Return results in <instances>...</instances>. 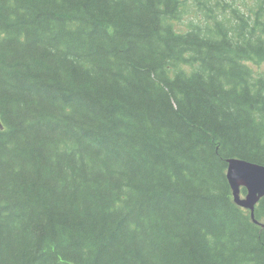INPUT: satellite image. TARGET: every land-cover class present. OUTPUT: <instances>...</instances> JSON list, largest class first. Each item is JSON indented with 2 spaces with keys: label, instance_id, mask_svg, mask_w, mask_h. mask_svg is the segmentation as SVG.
<instances>
[{
  "label": "trees",
  "instance_id": "obj_1",
  "mask_svg": "<svg viewBox=\"0 0 264 264\" xmlns=\"http://www.w3.org/2000/svg\"><path fill=\"white\" fill-rule=\"evenodd\" d=\"M0 125V264H264V0H0Z\"/></svg>",
  "mask_w": 264,
  "mask_h": 264
},
{
  "label": "water",
  "instance_id": "obj_2",
  "mask_svg": "<svg viewBox=\"0 0 264 264\" xmlns=\"http://www.w3.org/2000/svg\"><path fill=\"white\" fill-rule=\"evenodd\" d=\"M226 162V177L234 201L248 209L253 217L255 205L264 195V165L238 157H228ZM241 187L246 190L243 196Z\"/></svg>",
  "mask_w": 264,
  "mask_h": 264
},
{
  "label": "rangeland",
  "instance_id": "obj_3",
  "mask_svg": "<svg viewBox=\"0 0 264 264\" xmlns=\"http://www.w3.org/2000/svg\"><path fill=\"white\" fill-rule=\"evenodd\" d=\"M194 17V11H189L188 14L183 13V15H181V24H185L186 22L190 21L191 18ZM244 195V193H242V196Z\"/></svg>",
  "mask_w": 264,
  "mask_h": 264
},
{
  "label": "bare ground",
  "instance_id": "obj_4",
  "mask_svg": "<svg viewBox=\"0 0 264 264\" xmlns=\"http://www.w3.org/2000/svg\"><path fill=\"white\" fill-rule=\"evenodd\" d=\"M244 188V187H241V189ZM241 189H240V193H241V196H242V192H241ZM245 189V188H244ZM246 192V190H245ZM245 194V193H244ZM264 196V195H263ZM260 200V199H259ZM236 203V202H235ZM237 204V203H236ZM257 204V203H256ZM256 206V205H255ZM242 207V206H241ZM244 208V207H243ZM246 209V208H245ZM255 209V208H254ZM254 217V216H253Z\"/></svg>",
  "mask_w": 264,
  "mask_h": 264
}]
</instances>
